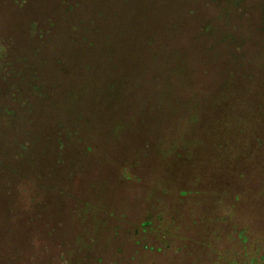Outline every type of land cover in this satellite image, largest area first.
Instances as JSON below:
<instances>
[{
	"label": "rangeland",
	"instance_id": "1",
	"mask_svg": "<svg viewBox=\"0 0 264 264\" xmlns=\"http://www.w3.org/2000/svg\"><path fill=\"white\" fill-rule=\"evenodd\" d=\"M109 1L124 79L78 70L89 121L59 91L0 144V264H264V0Z\"/></svg>",
	"mask_w": 264,
	"mask_h": 264
},
{
	"label": "trees",
	"instance_id": "2",
	"mask_svg": "<svg viewBox=\"0 0 264 264\" xmlns=\"http://www.w3.org/2000/svg\"><path fill=\"white\" fill-rule=\"evenodd\" d=\"M229 1L237 5L241 0H207V6L217 7ZM117 8L109 0H96L92 9H86L82 0H0V121L9 123L7 129L0 130V144L5 140L4 145L20 147L24 152L32 143L35 145V131L15 136L13 124L21 116L33 123L40 112L49 111L50 105L56 107L54 96L59 91H63L59 95L72 109L69 113L77 115L74 106L78 98L71 81L78 70L79 75H85L84 79L89 77V83L90 77L102 70L100 67H104L105 73L124 79L112 49L113 40L127 31L118 20L125 14L122 15L124 8ZM107 20H118L117 25L106 28L103 25L108 26ZM212 30V25L202 28L204 33ZM134 31L137 35L136 28ZM153 41L150 40V46ZM106 101L94 107L91 119L108 111L110 102ZM76 118L89 121L82 115ZM79 127H72L68 135H79ZM59 129L60 134L66 132L62 124ZM150 225L146 221L142 227ZM256 263L255 260L250 264Z\"/></svg>",
	"mask_w": 264,
	"mask_h": 264
}]
</instances>
